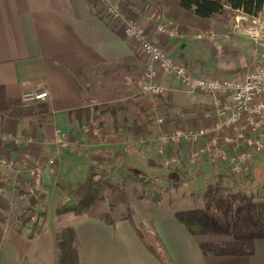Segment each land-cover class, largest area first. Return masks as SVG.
<instances>
[{"label":"crops","instance_id":"obj_1","mask_svg":"<svg viewBox=\"0 0 264 264\" xmlns=\"http://www.w3.org/2000/svg\"><path fill=\"white\" fill-rule=\"evenodd\" d=\"M113 1L129 21L149 14L147 1ZM99 4V0H0V131L16 136L30 132L38 140L39 136L44 138V143L51 142L54 127L66 131L65 159L62 165L58 163L57 174L44 172L42 187L46 189L55 176L57 186L67 180L63 177L67 170L80 171L84 180L93 173L96 180L122 178L124 172H131L129 167L145 172L153 165L149 160L151 150L135 145L137 134L146 131L136 133L139 123L143 124L142 111L155 110L154 100L137 93V80L145 63L135 55L120 24L110 23ZM162 7L161 14H168L167 5ZM242 14L235 11L234 20L226 23L210 20L206 30L212 33L210 37L197 39L198 30L189 27L190 33L178 38L162 34L154 39L193 75L239 80L248 74L256 56L254 43L235 27V19ZM159 17L177 23L170 17ZM156 80L168 91L158 104L159 111H174L169 109L173 105L191 118V111H202L216 97L190 95L171 75ZM39 92H47L41 101L27 105L22 102L25 94ZM89 98L96 104H88ZM91 116L101 129L95 144L91 133L81 130L82 123ZM186 125H193L190 119ZM41 143L39 147H17L20 163L44 160L45 145ZM166 177L170 180L169 173ZM27 178L15 176L8 169L0 171L1 182L12 183L11 187L0 188V264H57L56 230L50 231L45 225L30 238L16 216L32 197ZM108 213V200L96 198L71 223L85 264H162L145 243L166 254L171 264H264V236L242 241L214 237L190 232L173 212H150L140 221L133 213L144 239L141 241L126 219L110 221L105 218ZM239 242L250 243L251 252H204L210 246Z\"/></svg>","mask_w":264,"mask_h":264},{"label":"rangeland","instance_id":"obj_2","mask_svg":"<svg viewBox=\"0 0 264 264\" xmlns=\"http://www.w3.org/2000/svg\"><path fill=\"white\" fill-rule=\"evenodd\" d=\"M144 1L149 3V14L147 16L143 15V17H140L141 20L137 21H128V15L118 8L113 0H102L104 5L100 3L99 9L103 15L106 14L107 16L110 14V6L117 8L124 17L120 25V29H123L124 33L125 27L129 26L128 22H131L145 33L149 41L158 45L165 52L162 45L154 39V36L162 35L156 31V27L164 22L159 16L162 15L164 19L169 17L168 14H161L162 4L173 0ZM141 5L143 4L141 3ZM254 17H260L264 21V9L262 13ZM247 18L248 20H235V24L239 25V27H235L241 30L242 34L245 27L252 25L251 16L247 15ZM232 19L234 20V15L230 16L228 21ZM109 21L110 23L113 22L112 19H109ZM173 23L176 31L171 38H178L190 33L189 31L187 33L180 31L178 24ZM194 29L198 30L195 34L204 33L205 37L212 36V33L206 30ZM243 36L246 37L245 35ZM131 45L135 55L145 63V67L137 80V93L154 100L155 103L154 111L149 113L142 111L143 114L140 113V117H143H141V123L143 122V124L138 122L139 128L136 129V133L143 129H146V131H141L137 134L135 145L137 144L143 149L151 150L149 160L153 165L146 167L145 172L143 171L144 173L142 170L134 169L136 167H129L128 169H131V172H124L125 175H121L122 178L112 177L104 179L101 177L96 179L93 185L95 198L108 200L110 219L124 216L128 206L131 209L133 207L135 210L133 213L137 221L143 220L147 215H151L150 212L152 214L173 212L176 215L185 212L194 214L195 219L201 221L202 227L206 230V232L201 234H211L214 237L228 236L239 241L252 238L253 236H264V123L259 126L262 135H259L260 132L247 131L244 135L239 136L238 133H234L225 126V121L232 111L223 115H217V111H214L216 100L225 104L230 100L229 97L193 89L177 78L175 79L179 81L182 89H185L190 95L199 94L206 98L210 95H216L213 103H207L202 111H191L193 114L191 118L186 116L187 114L184 111H176L173 105H170L169 109H174V111H159L160 106L158 104L161 103L162 97L168 96V91L161 83L157 82L156 78L166 74L159 69L156 62L151 61L149 57L137 51V47L132 41ZM262 51H264V47ZM255 54L257 53L254 52ZM257 61L255 56V59L249 65L248 71L252 69ZM178 64L182 65L180 62ZM150 71H155L152 78L147 76ZM89 76L92 78L91 75ZM242 79L240 78L239 80ZM140 82L145 83L144 85L153 84L161 89L163 88V91L154 93L145 90L139 85ZM22 99H24V96ZM89 100L91 101L88 104H96L97 102L91 98ZM39 101L41 100H23L22 102L27 105ZM120 112L130 114L128 111ZM196 113L197 119L196 115L194 117ZM188 119L193 124L191 127L186 125ZM241 120L246 121L247 117H244L243 120L242 116ZM163 127H167V129L162 130ZM81 130L85 133H91L92 138H94L92 141L94 144L101 133L95 116H91L87 123L84 121L81 125ZM231 134L232 138L240 139L241 141L233 143L232 148H226V136ZM39 138L40 140L36 139L34 134L30 132L20 133V135L16 136L0 131V147H4L3 151L0 150V171L8 169L15 176L19 174L26 175L30 185L27 189L31 193V198L35 201L31 206L29 198V205L26 209L20 214L16 215L14 213L20 217V226L24 228L28 237L32 231L34 232L39 228L43 230L42 228L45 225L48 230H56V232L65 225H71L75 220V216L72 213L62 212L56 214L53 209L58 202L75 203L77 196L74 192L77 193L78 187L82 184V179L84 180L85 178V175H82L80 171L75 169L73 171L67 170L63 173V177L67 178V180L60 182L57 186V176H55L52 179L53 183L47 189L44 185L42 187L45 171H49L54 175L57 174V165L59 162L61 164L65 159L68 142L66 140V131L59 126L54 127L50 143H44L46 140L41 136ZM249 138L259 140V149L252 152V154H245L246 156L243 159L238 156L233 160L236 163L234 164L232 159L231 161L229 160L230 156L228 154L233 151L235 153L246 151L250 147L247 143ZM229 141L231 142L232 140L229 139ZM11 143L16 146L13 147ZM39 143L45 145L46 157L44 160L38 159L21 164L20 157L16 156V150H19L18 148L20 147H39ZM248 151H250V148ZM168 173L170 180L166 177ZM83 182V185H85L87 178ZM10 184L12 183H8L7 180L6 184H4V180L3 182L0 180V188L6 185L11 187L12 185ZM238 193L240 195L243 194L240 201L236 197ZM247 199L254 202L255 206H257L255 208L257 209V215L260 217L259 220L252 214ZM240 203L242 206H240ZM29 207L33 210L34 215L29 222H26L28 221L26 217L29 215ZM41 212H44L45 216L39 214ZM34 222L36 224L35 228L32 226ZM26 223L29 224L26 225ZM27 226L28 229L26 228ZM159 252L162 253L161 250Z\"/></svg>","mask_w":264,"mask_h":264},{"label":"built area","instance_id":"obj_3","mask_svg":"<svg viewBox=\"0 0 264 264\" xmlns=\"http://www.w3.org/2000/svg\"><path fill=\"white\" fill-rule=\"evenodd\" d=\"M103 4L102 0H99ZM104 5V4H103ZM104 7V6H103ZM110 14L107 17L113 20L112 24H122L124 20L122 13L115 7L110 6ZM244 15V16H243ZM237 17V21L240 19L248 20L247 15L243 14ZM235 19V20H236ZM252 19V20H251ZM252 25L247 26L243 30V35L254 43L256 49L257 62L253 65L252 69L242 80H232L228 78H209L205 76L197 77L188 71L183 65L175 62L167 53L162 51L160 47L153 42L149 41L145 33L138 28L135 24L128 22L129 26L125 27V35L130 39L137 47L142 55L150 58L151 61L158 64L159 69L167 74L179 79L182 83L188 85L193 89H198L204 92H210L213 94L218 93L219 95H225L230 100L223 104L216 100L214 111H217V115H223L226 112L232 111L230 116L225 121V126L230 128L234 133L238 135H244L245 132H260V125L264 123V21L260 17H251ZM129 21V20H128ZM239 27V25H236ZM156 31L160 34L173 36L176 27L173 21L168 20L156 27ZM197 39H202L206 35L204 33H197ZM213 36V35H212ZM260 52V53H259ZM155 71L147 73L148 78H152ZM145 83L140 82L139 85L145 89L154 93H160L161 89L153 84L144 85ZM47 92L39 93H27L24 95L26 101L29 100H42L46 97ZM247 117L246 121H242L241 117ZM239 121V122H238ZM225 147L232 148L233 143L240 142V139L226 136ZM229 139L232 141L230 142ZM248 149L241 153H229V160L232 162L238 156L245 158V154L254 152L259 149L260 142L256 138H249L247 140ZM236 164L235 162H233Z\"/></svg>","mask_w":264,"mask_h":264},{"label":"trees","instance_id":"obj_4","mask_svg":"<svg viewBox=\"0 0 264 264\" xmlns=\"http://www.w3.org/2000/svg\"><path fill=\"white\" fill-rule=\"evenodd\" d=\"M169 9L168 16L178 23V29L182 32L187 33L189 27L199 28L207 30L210 27V20L214 19L219 23H226L230 16L234 15L235 11H240L249 16H258L262 13L264 9V0H173L165 3ZM94 174L91 173L87 177V182L82 185L77 190L76 202L72 204L58 203L54 207V212L56 214L62 212H70L74 216H81L84 214L86 209L92 204L96 199L93 193V185L95 180L93 179ZM240 193L236 195L238 200L241 199ZM250 205L251 212L256 219L259 220L257 215V206L255 203L247 199ZM33 198H30V205L34 204ZM240 206L242 204L240 203ZM256 207V208H255ZM241 208V207H240ZM29 215H27L26 222H29L32 218L33 210L29 207ZM39 214H43L41 212ZM109 213L106 214L105 218L108 220H113L109 218ZM194 214H189L182 212L177 214V218L184 224L186 228L192 233H203L206 232L202 227L201 221L195 219ZM126 219L133 227L134 231L138 235L141 241H144L143 236L139 227L133 217V210L128 206L125 215L122 216ZM33 228H35V222L32 223ZM41 231L39 228L36 231H32L29 237L34 236L33 234H38ZM212 232V231H209ZM208 232V233H209ZM214 232V231H213ZM56 238V248H57V264H85L83 260L80 244L76 236L73 225H65L60 228L55 234ZM146 248L157 258L162 264H171L170 260L164 257L166 254H162L156 251L155 248L145 243ZM205 253H212L217 255L224 254H249L251 252L250 243H221L216 246H210L204 249Z\"/></svg>","mask_w":264,"mask_h":264}]
</instances>
